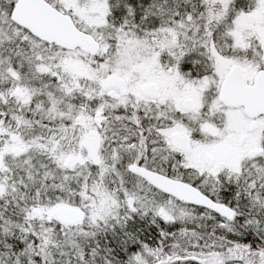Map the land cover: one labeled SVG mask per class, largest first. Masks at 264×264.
Returning <instances> with one entry per match:
<instances>
[{
  "label": "snow or ice",
  "instance_id": "snow-or-ice-1",
  "mask_svg": "<svg viewBox=\"0 0 264 264\" xmlns=\"http://www.w3.org/2000/svg\"><path fill=\"white\" fill-rule=\"evenodd\" d=\"M0 264H264V0H0Z\"/></svg>",
  "mask_w": 264,
  "mask_h": 264
}]
</instances>
